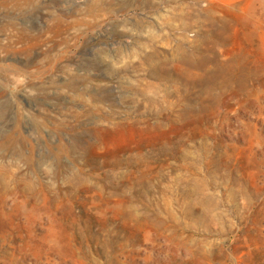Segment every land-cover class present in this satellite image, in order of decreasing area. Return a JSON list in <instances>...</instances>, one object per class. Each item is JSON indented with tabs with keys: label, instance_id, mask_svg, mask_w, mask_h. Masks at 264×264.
<instances>
[{
	"label": "rangeland",
	"instance_id": "obj_1",
	"mask_svg": "<svg viewBox=\"0 0 264 264\" xmlns=\"http://www.w3.org/2000/svg\"><path fill=\"white\" fill-rule=\"evenodd\" d=\"M24 1L0 264H264V0Z\"/></svg>",
	"mask_w": 264,
	"mask_h": 264
},
{
	"label": "bare ground",
	"instance_id": "obj_2",
	"mask_svg": "<svg viewBox=\"0 0 264 264\" xmlns=\"http://www.w3.org/2000/svg\"><path fill=\"white\" fill-rule=\"evenodd\" d=\"M25 1H26V0H25ZM25 1H24V2H25ZM23 20H24V19H23Z\"/></svg>",
	"mask_w": 264,
	"mask_h": 264
}]
</instances>
